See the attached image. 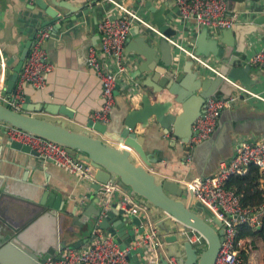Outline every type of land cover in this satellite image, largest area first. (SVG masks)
Segmentation results:
<instances>
[{"label": "crops", "instance_id": "1", "mask_svg": "<svg viewBox=\"0 0 264 264\" xmlns=\"http://www.w3.org/2000/svg\"><path fill=\"white\" fill-rule=\"evenodd\" d=\"M121 2L137 10L150 22L157 20V15L170 25L176 23L177 37L188 49L196 51V42L200 39L207 44L212 39L217 40L223 57L219 60L215 55L210 56L220 66L223 60H233L238 67L245 66V60L264 48V0H227L229 13L236 14L237 23L232 27L234 40L230 34L223 36L227 29L197 26L193 21L183 23L177 14L175 0ZM54 3L58 5L55 6L58 14L63 17L52 21L37 0H0V101L11 95L3 96V93L27 41L34 39L32 36L38 29L51 27V36L43 43L51 64L46 85L42 89L27 85L22 105L31 107V114L66 121L69 128L88 132L115 146H123L120 142L122 132L125 127H130L131 132L137 134L143 152L154 161L151 172L177 182L183 191L182 200L194 212L211 221L215 214L192 196L187 183L194 178L212 176L218 170L220 161L235 156L243 142L264 138V68L251 65L249 75L252 80L249 85L236 81L258 96L243 95L225 108L214 133L197 145L192 159L187 160L185 141L188 136L180 135H189L190 129L179 124L176 132L174 126L168 128L158 123L166 113V103L175 97L165 90L157 97L153 95L152 89L159 88L151 80L157 64L156 60L148 59L146 51L142 50L149 48L143 43L145 36L137 34L136 25L127 37L124 54L127 72L121 75L116 88L109 122L103 124L102 131L96 130L90 116L101 109L102 84L88 68L87 58L91 47H99L98 22L112 9V5L105 0H54ZM65 4L71 8L59 6ZM142 33L147 35L152 45L149 51L154 53L153 57L161 61L164 48L159 46L160 38L154 37L155 33L149 30ZM192 63L186 56L182 57L176 74L186 72L183 77L185 82L181 85L189 87L193 95H188L185 104H192V110L197 111L202 104V92H213L214 96L223 94L212 83L205 85L207 90L202 88L205 79L218 77L202 69L195 71ZM202 72L203 75L200 74ZM132 85L136 86L135 91L130 89ZM146 93L149 97H145ZM235 93L236 90L232 92ZM174 106L170 112L182 115L181 104ZM61 108L69 110L71 115L62 114ZM49 109L56 114L48 112ZM92 183V178H80L51 162H41L32 149L24 151L12 146L5 127L0 126V264H38L32 253L41 254L46 249H52V256H58L65 246L81 248L91 241L97 228L95 225L99 222L94 221V217L104 207L103 194ZM47 190L55 193L54 201L57 196L61 200V209L56 215L50 206L42 203ZM122 193L123 189L122 192H114L112 203H117ZM132 197L143 209L138 215L126 214L127 222L134 223L136 229L139 227L135 224L137 217L143 216L144 211L147 214L151 207L140 197ZM13 229L22 230L18 237H15ZM128 237L129 231L123 230V239ZM137 258L141 261L137 264H162L160 257H157V263L154 260L150 263L141 253L137 254Z\"/></svg>", "mask_w": 264, "mask_h": 264}, {"label": "built area", "instance_id": "2", "mask_svg": "<svg viewBox=\"0 0 264 264\" xmlns=\"http://www.w3.org/2000/svg\"><path fill=\"white\" fill-rule=\"evenodd\" d=\"M112 5L107 14L98 22L99 47H91L88 52L87 66L100 79L102 84L101 109L92 113L90 120L97 124H107L115 105V91L120 77L127 72L125 63V45L133 25H138L140 32L149 30L155 33L154 37L164 38L173 48V64L178 71L182 57L192 60L194 70L202 69L213 76H220L229 81L236 88V93L228 97H209L202 114L192 125V135L186 143L187 160L192 159V152L197 145L209 139L216 130L223 110L244 96L258 95L246 89L236 81L230 80L220 72L219 66L214 63L210 55L197 54L196 51L186 48L177 37H168L137 10L128 7L121 0H105ZM177 14L183 23L193 21L197 26H206L218 29H228L236 25V14L229 13L227 0H175ZM177 24L175 23L174 26ZM51 36V27L38 29L32 40L29 52L19 73L14 91L3 102L8 107L20 110L24 101V90L27 85L42 89L46 85L47 73L51 64L47 60V52L43 47L44 41ZM149 40V39H148ZM147 40V43H149ZM151 44V43H150ZM244 64L264 68V48L252 54ZM200 73L203 75V73ZM136 86L132 85V91ZM6 134L11 141L29 146L36 152L41 162H51L60 168L84 179H91L90 164L75 158L65 146L44 139L25 130L13 127L2 121ZM251 165H256L259 173L262 200L257 206H244L241 195L234 189L226 186L231 176L245 174ZM192 196L209 208L224 226L223 240L214 264H245L237 246L238 224L245 223L253 228L261 225L264 216V138L255 142H243L235 156L223 159L218 170L206 178H194L187 183ZM103 205L107 208L112 204V194L122 189L115 182L101 184ZM106 205V206H105ZM119 209L132 215L143 211L129 193H122L116 203ZM104 212V211H103ZM145 211L138 224L137 237L129 243L118 242L115 238L105 235L98 228L94 229L95 238L81 248L65 246L59 257L51 256L43 264H131V254L140 247L145 250L144 258L150 263H157L161 249L164 251V242L158 230L146 220ZM143 227V231H140ZM192 244L204 242L203 236L193 229L184 230ZM159 262V261H158ZM169 264H178L174 256L168 257Z\"/></svg>", "mask_w": 264, "mask_h": 264}, {"label": "water", "instance_id": "3", "mask_svg": "<svg viewBox=\"0 0 264 264\" xmlns=\"http://www.w3.org/2000/svg\"><path fill=\"white\" fill-rule=\"evenodd\" d=\"M37 4L46 14L52 17V21L62 19L63 16L58 14V10L55 7L58 5L54 3V0H50V2L46 0H37ZM59 6L71 8L66 4ZM155 16L157 20L151 21V24L155 25L160 32L168 37L178 36L177 26L170 25L164 18H159L157 15ZM257 22L262 23L260 20H257ZM48 23L47 21L46 24ZM136 27L138 30L137 34L141 33L140 35L145 36V38H142L143 43H145L146 47L152 49V45L147 43V35L140 32L141 28L139 26L136 25ZM232 29L233 28H228L227 32H223V36L225 37L227 34H230L234 40ZM33 38L34 36H32V39ZM31 43L32 40L27 41L18 63L7 80V87L3 96L11 94L14 91ZM138 43L141 46L142 42L139 41ZM226 43L229 44L228 42ZM196 44L197 54H204L207 56L215 55L219 60L223 57V50L218 46L217 40L212 39V42L207 44L205 40L203 41V39H200L197 40ZM230 45H233V43H230ZM159 46L161 49L164 48L161 61L153 57L154 53L149 51V49H142L146 51L148 59L156 60L157 64L154 67L155 74L151 77V80L156 82L159 88L155 89L154 87V89H152L153 95L157 97L165 90L168 94L175 97L173 101L166 103V113L158 123L168 128L174 126L176 132L179 124L186 125L187 129H190V134L180 136H188L187 139H189L192 135V125L202 114V107L204 108L207 99L214 96V93L208 91L200 94L202 104L197 111L192 110V104L186 106L185 100L189 98L188 95L192 94V90L189 87L181 85L185 82L183 81V77L186 75V72H179L177 75V72L174 71L172 67L173 49L167 40L161 37ZM158 65L160 68H157ZM217 65L219 66L220 72L226 75L230 80L239 81L243 85L250 84L252 80L249 75L250 72H252L251 65L244 64L245 66L238 67L233 60L229 62L223 60L221 66L220 64ZM217 77L218 78L214 80L205 79L202 88L206 89L205 85L207 83H212L222 92L223 95L221 97H228L236 90L235 86L229 81L220 76ZM187 88H189V90H187ZM185 91L186 94H184ZM145 97H149L147 93ZM175 104H181L183 109L182 115L177 116L174 112H170V109L175 108ZM60 110L62 114L71 115L69 110L65 108H61ZM32 112L33 110L31 107L27 105H22L20 110H15L0 101V121L65 146L75 158L90 164L89 172L92 180H94V183H92L94 188L100 190L101 184L116 182L125 192L140 197L151 207L146 215V220L153 224V227L158 230L163 239L164 251L161 249L159 254L162 264H169L168 257L170 256H174L178 264H214L223 240L224 226H222L220 220L214 215L211 221H209L200 214L194 212L191 206L187 205L182 200L183 191L177 182L166 178H160L151 172L150 168L153 167L154 161L143 152L139 140L137 139V134L131 132L130 127H125L122 132V140H120V142H122L123 146H115L88 132L75 131L69 128L66 121L51 120V118L48 117L31 114ZM48 112L56 114L55 111L51 109H49ZM95 128L100 132L104 129V125L97 123ZM12 146L21 148L24 151H31L29 146L15 141H12ZM32 152L37 155L34 150H32ZM54 195V192L47 190L45 195H43L42 203L46 206H50V208L56 212V215L61 209V200L58 199L57 196L54 201ZM97 213V216L94 217V221H99L98 224L95 225L97 228L106 231L109 236L124 244L136 239L137 231L134 229V223L131 224L127 222V212L117 208L116 203H112L107 208L103 207L99 209ZM137 218L138 220L135 224H140V219L139 217ZM125 229L129 231V237L126 240L123 239V230ZM143 229V227H140V231H143ZM186 229H193L201 234L204 242L199 245L192 244L188 239V234L184 231ZM13 230L15 231V237H18L17 235L22 231L21 229ZM94 238L95 236L92 235L91 240ZM139 253L144 256L145 250L143 247L138 248L131 254V264L141 263L140 260H137V254ZM52 255V249H46L41 254L32 253V256L38 264H43L46 259ZM56 257L58 258L59 255Z\"/></svg>", "mask_w": 264, "mask_h": 264}, {"label": "trees", "instance_id": "4", "mask_svg": "<svg viewBox=\"0 0 264 264\" xmlns=\"http://www.w3.org/2000/svg\"><path fill=\"white\" fill-rule=\"evenodd\" d=\"M226 186L241 195L244 206H257L262 200L259 173L256 165H251L243 175L231 176ZM237 248L245 264H264V216L261 225L253 228L245 223L238 224Z\"/></svg>", "mask_w": 264, "mask_h": 264}, {"label": "rangeland", "instance_id": "5", "mask_svg": "<svg viewBox=\"0 0 264 264\" xmlns=\"http://www.w3.org/2000/svg\"><path fill=\"white\" fill-rule=\"evenodd\" d=\"M213 97H219V96H213Z\"/></svg>", "mask_w": 264, "mask_h": 264}]
</instances>
